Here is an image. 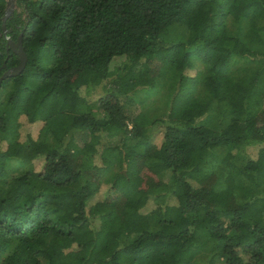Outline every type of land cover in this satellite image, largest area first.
Returning a JSON list of instances; mask_svg holds the SVG:
<instances>
[{"label": "trees", "instance_id": "trees-1", "mask_svg": "<svg viewBox=\"0 0 264 264\" xmlns=\"http://www.w3.org/2000/svg\"><path fill=\"white\" fill-rule=\"evenodd\" d=\"M6 7L0 264H264V0Z\"/></svg>", "mask_w": 264, "mask_h": 264}, {"label": "rangeland", "instance_id": "rangeland-1", "mask_svg": "<svg viewBox=\"0 0 264 264\" xmlns=\"http://www.w3.org/2000/svg\"><path fill=\"white\" fill-rule=\"evenodd\" d=\"M178 24H173V25H171L169 28H168V30H170L171 31V29L172 28H174V27H176ZM183 28V29H182ZM180 30L179 29H175L174 31H171V34H169L168 35V37H169V39H171V38H173V40H180V39H182L181 37H178L179 35H183L184 33H186V27H182ZM172 40V41H173ZM121 61H122V59H119V60H117V61H115V66L118 64H120L121 63ZM194 73V72H193ZM90 94H89V99H91V100H94L95 101V99L96 98H99V96H101V95H103L104 93H105V89H104V87L103 86H99V87H97V88H95V89H92V90H90V92H89ZM145 96V95H144ZM146 97V96H145ZM154 98H150V99H148L149 100V102H148V104L149 105H151L152 106V110H153V113H156V114H159V113H161L162 111H165V109H166V111H167V106H166V104H165V102H163V99H161V98H164L163 96L161 97V96H153ZM159 99H161V100H159ZM165 100V99H164ZM158 101V102H157ZM166 101V100H165ZM140 105H139V103H137V104H135V108L137 109V110H140V107H139ZM37 127H36V130H35V133H33V136L34 137H36L37 136V134H38V132H37ZM27 137V134L25 133V134H23V138L25 139ZM249 152H251L253 155L257 152V148H250L249 150H248ZM9 167H12V168H18V167H20L19 166V164L18 163H11L10 162V165H9ZM112 173H109L107 176H106V179L107 178H109V176L111 175ZM152 203L149 205V207H148V209H150V208H152L153 207V205H155V204H153L154 202L153 201H151Z\"/></svg>", "mask_w": 264, "mask_h": 264}, {"label": "water", "instance_id": "water-1", "mask_svg": "<svg viewBox=\"0 0 264 264\" xmlns=\"http://www.w3.org/2000/svg\"><path fill=\"white\" fill-rule=\"evenodd\" d=\"M16 7V0H7V7H6V13L4 15L3 21H4V30L7 33L8 29L5 26V22L9 16H11L14 12V8ZM22 34L19 36L18 41H13L10 37H8V44H11L13 46V49L16 53H18L20 57V62L18 65L6 70L2 76H0V87L4 79L7 77L16 76L18 74H21L27 65L28 61V55L24 49V46L22 44ZM17 47V49L15 47Z\"/></svg>", "mask_w": 264, "mask_h": 264}, {"label": "flooded vegetation", "instance_id": "flooded-vegetation-1", "mask_svg": "<svg viewBox=\"0 0 264 264\" xmlns=\"http://www.w3.org/2000/svg\"><path fill=\"white\" fill-rule=\"evenodd\" d=\"M17 42V41H16ZM12 48H13V46L11 45V44H9ZM15 47V46H14ZM16 49H17V47H15Z\"/></svg>", "mask_w": 264, "mask_h": 264}]
</instances>
